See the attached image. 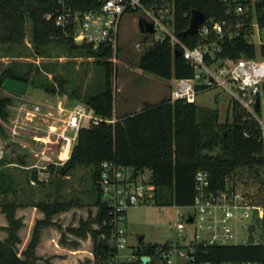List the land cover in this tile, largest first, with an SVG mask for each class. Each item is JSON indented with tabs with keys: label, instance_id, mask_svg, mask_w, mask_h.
I'll use <instances>...</instances> for the list:
<instances>
[{
	"label": "trees",
	"instance_id": "16d2710c",
	"mask_svg": "<svg viewBox=\"0 0 264 264\" xmlns=\"http://www.w3.org/2000/svg\"><path fill=\"white\" fill-rule=\"evenodd\" d=\"M175 9L179 23L176 34L188 46H193L195 35L181 36L180 32L188 23V13L192 9L202 11L206 16H219L223 13V5L218 0H175ZM77 9L93 8L97 0H73L71 4ZM57 0H0V44H20L25 38V25L29 23V39L32 53L36 56H48V46L59 44L77 56L91 57L103 69L104 89L100 93L88 94L83 103L89 105L94 113L103 119L96 125L79 129L76 142L71 152L59 169L48 165V171L56 176L69 175L78 168H89L91 194L87 193V201L74 195L65 198L60 193L61 181L53 179L49 182L52 199H35L30 182L42 187L44 182L38 177L35 167L26 169L22 182L7 167L11 161L6 155L0 158V213L6 222L3 226L4 238H0V264H37L39 256L35 253L43 228L51 225V216L71 208L91 206L95 213L91 218L79 221L77 227L67 228V232L79 238L89 235L92 243L94 264H111L116 253L110 245L111 226L109 225V206L101 199L97 183L99 164L102 161H113L129 168L131 173L128 181L136 182L135 178L145 170L150 172L143 184L154 186L152 201L155 205H174L188 207L193 203L194 174L197 170L206 171L210 178V186L222 190L238 169L251 172L261 183V169L264 167V150L257 140L258 129L253 120L241 121V112L232 104L231 119L218 121L216 108H203L194 102L181 99H161L158 103H144L140 110L121 117H115L113 123L104 120L113 117V84L114 63L110 48H93L90 44L74 43L71 36L64 31L70 28L56 26L53 17L45 18L57 7ZM255 11L260 24L264 23V0L255 3ZM184 14V15H183ZM248 20V18L246 19ZM142 42L147 37H142ZM256 51L264 58V44L257 49L241 34L230 43H224L216 58L236 59L240 56L252 58ZM119 48L116 49V56ZM31 66V65H30ZM29 66V67H30ZM137 66L146 72L165 79L187 78L192 76V69L181 55L173 57L172 49L166 39L153 42L138 56ZM31 68L23 71L17 67L5 66L0 72L1 82L4 78H12L28 83ZM53 82L44 86L48 94H66L77 98L73 90L66 92L63 81L54 77ZM11 104L8 96L0 95V137L5 136L3 121L8 118L7 106ZM246 132L247 135H244ZM24 161H19L23 164ZM65 180V179H64ZM21 184L25 185L24 188ZM256 197V198H255ZM255 203L264 204V199L256 193L249 196ZM255 198V199H254ZM31 206L43 213L36 219L25 248L18 252V231L23 226L22 218L16 216V209ZM264 226V219L261 220ZM95 223V227L91 226ZM103 235V237H101ZM59 241L63 244L77 246L67 242L63 234ZM167 242L157 245L148 244L138 249L134 255L149 256L145 264H155V251L158 247L167 248ZM197 263L224 264L228 262L256 261L264 263V243L246 245H206L189 242L184 250ZM113 259V258H112ZM45 264H54L44 260ZM87 260L80 264H86ZM133 264H139L134 262Z\"/></svg>",
	"mask_w": 264,
	"mask_h": 264
},
{
	"label": "built area",
	"instance_id": "2783aa9c",
	"mask_svg": "<svg viewBox=\"0 0 264 264\" xmlns=\"http://www.w3.org/2000/svg\"><path fill=\"white\" fill-rule=\"evenodd\" d=\"M218 1L223 5V13L217 17L204 14L195 32L187 34L195 35L197 38L196 43L191 47L176 34L179 19L175 0H97L95 7L87 9L74 8L71 5L73 0H57L58 6L52 13L45 14V18L53 17L56 26L70 28V31H64V35H70L74 43L90 44L93 48H110L113 53L111 59L114 60L118 48L120 17L124 12L139 10L142 16L138 19L150 23L152 28L151 32L145 33L149 38L145 43L149 45L166 39L172 50L179 49V55L192 69L193 73L190 77L171 79L174 86L169 93L170 100L181 99L185 102H194L195 95L200 90L212 86L221 87L240 110V120H253L256 123L257 140L264 150V58L258 51L252 58L243 56L236 59L216 58L224 43L232 42L241 34L256 49L264 44V23L260 24L254 8L258 0ZM189 15L190 12L188 19ZM45 107L42 110L37 104L28 106L22 102L15 108L16 115L21 114L28 121L39 115L47 122L45 129L47 138H39L45 144H56L64 151L63 155L58 156L59 162L53 163L55 166L62 165L76 142L79 129L96 125L103 119L94 113L92 107L83 102L73 103L68 107L58 102L55 107L57 114L51 111L53 105L47 104ZM14 120L11 128L13 133L25 124L24 121H19L18 117ZM104 121L113 123L115 117L113 115L111 119ZM244 135H247L246 132ZM125 171V167L113 161L105 160L99 164L97 183L101 199L110 209L108 221L111 226L110 242L115 250L124 247V230L120 222L123 220L125 210L150 201L154 189L152 183L128 181L129 175ZM188 207L192 208V212L180 213V219L176 221L175 228L181 234L185 223H192L194 232L189 242L201 243L203 246L260 243L255 241V229L252 231L253 243H248L247 225L253 223L255 226V223L239 224L238 217L245 215L246 210H249L253 218L261 221L264 219V204L255 203L244 192L232 186L222 190L212 189L206 171L195 172L193 203ZM254 209H256L255 213H253ZM239 227L245 230L244 235L238 231ZM186 251L184 250L187 255L184 264H211L207 261L197 263L189 254V249ZM172 255L171 245L167 248L158 247L155 251V264H177L172 259ZM115 257L116 253L112 257L111 264L146 263L141 262V256L137 257L134 254L130 256L127 263H118ZM224 264L264 263L240 261Z\"/></svg>",
	"mask_w": 264,
	"mask_h": 264
},
{
	"label": "rangeland",
	"instance_id": "374dc122",
	"mask_svg": "<svg viewBox=\"0 0 264 264\" xmlns=\"http://www.w3.org/2000/svg\"><path fill=\"white\" fill-rule=\"evenodd\" d=\"M141 16L142 13L139 10H132L124 12L119 20V52L112 60L114 63L112 78L114 117H118L123 113L136 112L140 110L144 103H158L161 99L169 97L170 90L174 86L171 79L153 75L137 66L138 56L148 47V43L142 42L141 39L144 36L147 37V40L149 39L145 33L139 32L137 29L136 22ZM48 47V56L40 57L32 53L28 22L25 25V38L22 43L0 44V72L7 65L17 67L23 71L31 68V78L27 83L24 94L10 93L4 89L0 92V95L8 96L11 99V104L7 106L8 118L2 122L5 136L0 137V158L6 155L8 159L14 161L7 164V167L16 179L21 182L24 174L28 171L26 169L37 167L38 177L44 182V185L40 187L32 181L30 182L33 187V193L31 194L35 199H52L51 195L47 197L52 187L49 182L53 179H58L61 181L59 191L65 198L78 195L86 202L88 190L91 188L90 194L93 191L90 183L89 168H78L74 173L65 176H56L50 173L47 169L48 165H54V162H59L58 156L63 155L64 151L56 144H45L42 141V139L47 138L45 131L47 122L45 120L36 115L28 121L21 114L17 116L15 108L22 102L28 106L37 104L42 110L46 108L47 104H51L53 105L52 113L57 114L55 107L58 102L68 107L73 103L83 102L84 97L88 94L102 92L104 89V73L102 67L97 65L91 57L77 56L68 51L65 46L59 44H51ZM54 77L63 81L64 91L73 90L78 93V97L70 98L66 94L46 93L44 86L53 82L52 79ZM194 103L203 108H216L219 122L231 119L232 99L221 87L212 86L200 90L195 95ZM17 117L19 121H24L25 124H23L21 129L17 128V131L13 133L11 128L15 121L14 119H17ZM39 137H42V139ZM21 160L24 161L23 164H19ZM125 172L127 175L131 173L129 168H126ZM149 174L150 172L145 170L143 174L135 178L136 182L142 183L147 180ZM260 179L261 183H259L258 178L255 177L252 171L247 172L244 169H238L228 181V185H232V187L244 192L247 196L256 193L259 198L264 199V167L261 169ZM24 188L27 189L28 187ZM69 210L72 211L71 214L68 212L62 218L54 221L50 220L52 224L43 228L39 236L40 241L43 231H46L45 234L50 237L54 233L52 228H55L57 231L56 242L59 248L68 249L56 250L54 253V249L57 248L49 240L43 246V250H40L41 255L37 260V264H45L44 260L52 262L55 258L65 259V264H80L86 260L88 261L86 264H94L92 243L89 235L85 238H79L67 232L66 229L77 227L79 221L86 220L88 217L91 218L95 213V209L85 205ZM189 212H192L190 207L155 205L152 200L141 205L128 207L125 210L123 220L120 222V226L124 230L125 242L123 248L116 250V262L127 263L130 256L145 245H161L167 242L173 248L172 259L174 262L184 264L187 259L184 245L192 240L194 225L186 222L183 232L179 234L175 228V223L180 219V213ZM15 214L24 220L18 234L19 242L16 244V249L20 252L25 248L29 240L32 226L37 219L36 215H43V213L34 207L27 206L17 208ZM2 215L0 213V238L5 236L2 224L6 222H4ZM54 215L50 219H54ZM247 222L255 223V241L264 243V226H262L261 221L252 217V213L249 210H246L245 215L238 217L239 224ZM91 226L95 227V223H91ZM238 231L242 235L245 234V230L240 227ZM61 233L67 242L74 241L77 246L61 243L59 241ZM111 260L113 259L111 258Z\"/></svg>",
	"mask_w": 264,
	"mask_h": 264
},
{
	"label": "water",
	"instance_id": "95a60500",
	"mask_svg": "<svg viewBox=\"0 0 264 264\" xmlns=\"http://www.w3.org/2000/svg\"><path fill=\"white\" fill-rule=\"evenodd\" d=\"M204 18V13L198 9H192L190 10V15L188 19V24L187 27L180 32L181 36H185L187 34L194 33L200 22ZM137 29L139 32H151V24L148 22L143 21L142 19H137L136 22ZM172 55L173 57H177L179 55V49L174 48L172 50ZM1 86L4 90L10 92V93H15V94H24L27 88V83L21 80L17 79H12V78H4L1 82ZM62 167V165H57L56 166V171H59V169ZM256 212V209H254L253 213ZM255 229V226L253 223H249L247 225V230H248V237L247 241L248 243H253V234L252 231ZM187 253V251H186ZM140 260L142 263L147 262L148 256L142 255L140 257ZM131 264V263H129Z\"/></svg>",
	"mask_w": 264,
	"mask_h": 264
},
{
	"label": "crops",
	"instance_id": "0c3cea01",
	"mask_svg": "<svg viewBox=\"0 0 264 264\" xmlns=\"http://www.w3.org/2000/svg\"><path fill=\"white\" fill-rule=\"evenodd\" d=\"M122 115H125L124 113L123 114H120L118 117H121ZM94 208V207H93ZM95 209V208H94ZM68 212H70V214H71V210H69V211H67V212H64V213H59V214H55L54 216H53V218L54 219H51L52 221H54V220H56V219H58V218H62L63 217V215L64 214H68ZM3 216V215H2ZM42 216L43 215H41V214H38V215H36V217H37V219H40V218H42ZM3 219H4V217H3ZM4 222H5V220H4ZM22 223H24V220H22ZM5 224L6 223H3L2 224V226H5ZM22 228V227H21ZM20 228V229H21ZM29 228V227H28ZM19 229V230H20ZM52 230H53V234H51V236L49 237L47 234H45V232L46 231H43V233H42V235H41V239H40V241L38 242V244H37V246H36V248H35V251H36V255L37 256H40L41 254H40V250H43V246L46 244V242H49V240L50 241H52L53 243H54V247L55 248H57V249H54L55 251H54V253L56 252V250H66V249H68V248H59V245L57 244V242H56V236H57V231L55 230V228H52ZM52 232V231H51ZM18 234H19V231H18ZM55 234V235H54ZM50 238V239H49ZM46 248V247H45ZM69 251V250H68ZM54 264H65V259H62V258H55L54 259V261H52Z\"/></svg>",
	"mask_w": 264,
	"mask_h": 264
}]
</instances>
